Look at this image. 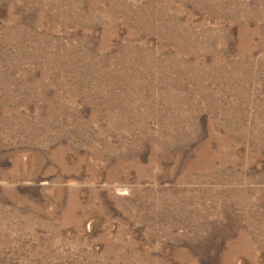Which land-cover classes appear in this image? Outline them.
<instances>
[{
	"label": "rangeland",
	"instance_id": "1",
	"mask_svg": "<svg viewBox=\"0 0 264 264\" xmlns=\"http://www.w3.org/2000/svg\"><path fill=\"white\" fill-rule=\"evenodd\" d=\"M0 264H264V0H0Z\"/></svg>",
	"mask_w": 264,
	"mask_h": 264
}]
</instances>
